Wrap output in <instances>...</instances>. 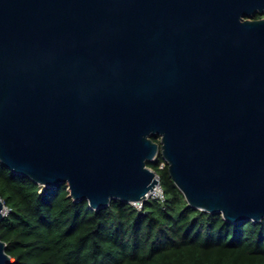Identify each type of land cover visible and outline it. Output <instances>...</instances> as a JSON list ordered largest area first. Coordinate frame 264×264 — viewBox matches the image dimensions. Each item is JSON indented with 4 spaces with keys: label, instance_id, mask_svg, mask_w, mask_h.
Here are the masks:
<instances>
[{
    "label": "water",
    "instance_id": "1",
    "mask_svg": "<svg viewBox=\"0 0 264 264\" xmlns=\"http://www.w3.org/2000/svg\"><path fill=\"white\" fill-rule=\"evenodd\" d=\"M159 153L189 206L264 220V0H0L5 168L145 205Z\"/></svg>",
    "mask_w": 264,
    "mask_h": 264
},
{
    "label": "trees",
    "instance_id": "2",
    "mask_svg": "<svg viewBox=\"0 0 264 264\" xmlns=\"http://www.w3.org/2000/svg\"><path fill=\"white\" fill-rule=\"evenodd\" d=\"M164 162L159 153L148 167L165 201H147L142 210L120 200L91 209L67 185L41 187L0 162L9 264H264V220L232 224L189 206Z\"/></svg>",
    "mask_w": 264,
    "mask_h": 264
},
{
    "label": "built area",
    "instance_id": "3",
    "mask_svg": "<svg viewBox=\"0 0 264 264\" xmlns=\"http://www.w3.org/2000/svg\"><path fill=\"white\" fill-rule=\"evenodd\" d=\"M167 165L166 162H164V164L162 165V168H164ZM150 200H158L160 202H164L165 201V194L163 189L161 188V185H157L155 187V190L150 191L147 196H146V201H150ZM133 205L135 207H137L138 209L142 210L144 208V204L139 202V203H133Z\"/></svg>",
    "mask_w": 264,
    "mask_h": 264
},
{
    "label": "rangeland",
    "instance_id": "4",
    "mask_svg": "<svg viewBox=\"0 0 264 264\" xmlns=\"http://www.w3.org/2000/svg\"><path fill=\"white\" fill-rule=\"evenodd\" d=\"M5 211H6V214H7L8 211L7 210H5Z\"/></svg>",
    "mask_w": 264,
    "mask_h": 264
}]
</instances>
